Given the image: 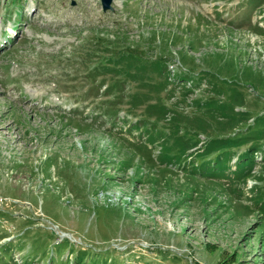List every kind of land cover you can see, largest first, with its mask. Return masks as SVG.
I'll return each instance as SVG.
<instances>
[{"label": "rangeland", "instance_id": "374dc122", "mask_svg": "<svg viewBox=\"0 0 264 264\" xmlns=\"http://www.w3.org/2000/svg\"><path fill=\"white\" fill-rule=\"evenodd\" d=\"M112 7L0 0V264H264V0Z\"/></svg>", "mask_w": 264, "mask_h": 264}, {"label": "trees", "instance_id": "16d2710c", "mask_svg": "<svg viewBox=\"0 0 264 264\" xmlns=\"http://www.w3.org/2000/svg\"><path fill=\"white\" fill-rule=\"evenodd\" d=\"M258 4V3H257ZM107 42V45H109V42L108 40H106ZM107 49V47L105 48ZM119 52H122V57L123 56H128L129 58H132L134 60H138L139 58L136 57V56H131L130 54L129 55H126L125 52H132V50H127V51H119ZM121 57V59H122ZM152 65L154 66V69H155V72H156V79H159L156 83L158 84V86L160 88L162 87H166V82L164 80V77H165V72H166V69L167 67L165 66V64L163 66L160 65V63H156L154 61H152ZM108 69L110 70H115L113 67H109ZM129 76H131V74H128ZM154 83V84H156ZM159 101L156 102H150L148 104V106L146 107V111H147V114L148 115H156V116H153L155 118V122H157L158 120H161L162 119V115L165 113V104H164V100L162 98V100L160 98H158ZM149 107V108H148ZM222 109L223 110H228L226 108H223V104H222ZM155 111V112H153ZM245 112H243L242 114V117H244L245 119H247L249 117L250 114H244ZM152 117V116H151ZM242 117L240 118L239 121L235 120L232 118V120L230 121V123H238L240 121H242ZM202 120L204 118L200 117ZM244 119V120H245ZM144 121H151V120H148V119H143ZM151 123H153V127L152 128H155L156 127V124L151 121ZM207 124L209 125L210 123L207 122ZM256 124L258 125V127H260V125H263L264 124V114H262V116H258L256 118ZM236 125V124H235ZM257 127V128H258ZM172 129V128H170ZM200 129V128H199ZM202 129V130H201ZM200 132L203 133V132H206L207 129L206 128H201ZM173 131H176L175 129H172ZM250 131H258L257 134L254 133V134H246V133H241L235 137H230V136H227V135H221L222 137H218L217 135L212 137L210 140V145H208V148H207V151L210 153L214 152V151H217V150H221V151H227L229 154L234 150V149H238V148H241V147H246L245 148V151H244V154H241V160L240 162L238 163V171L236 173V176H239V178H245L249 172L248 170L255 164V154H256V151L262 147L261 144L262 141L264 140V128H259V129H255V130H250ZM151 141H155L154 138H150ZM190 149V148H189ZM187 152V151H186ZM186 152L182 151V150H179L177 151V155H181L179 157H173L171 156V151H165L164 152V158L166 160H170L172 161L173 159H182L181 157L182 156H185L186 155ZM223 153V152H221ZM220 153V154H221ZM124 163V162H123ZM200 173H203V167L200 168L199 170ZM207 174V173H206ZM255 200L257 202V204L259 203H262L261 206L258 208V210L260 211L261 215L264 214V190H259L258 189V195L255 197ZM80 264V262H79Z\"/></svg>", "mask_w": 264, "mask_h": 264}, {"label": "water", "instance_id": "95a60500", "mask_svg": "<svg viewBox=\"0 0 264 264\" xmlns=\"http://www.w3.org/2000/svg\"><path fill=\"white\" fill-rule=\"evenodd\" d=\"M112 1L113 0H102L104 10L112 9Z\"/></svg>", "mask_w": 264, "mask_h": 264}]
</instances>
